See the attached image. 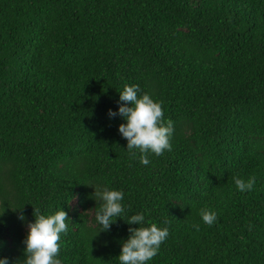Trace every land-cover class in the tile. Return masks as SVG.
Listing matches in <instances>:
<instances>
[{
    "label": "trees",
    "instance_id": "obj_1",
    "mask_svg": "<svg viewBox=\"0 0 264 264\" xmlns=\"http://www.w3.org/2000/svg\"><path fill=\"white\" fill-rule=\"evenodd\" d=\"M125 85L174 125L171 151L149 152L147 166L107 115ZM234 176L255 177L253 190ZM104 188L124 193V212L99 232ZM33 209L67 212L61 264H120L128 228L150 223L169 236L145 264H264V0H0L9 264H24ZM137 214L144 222L127 224Z\"/></svg>",
    "mask_w": 264,
    "mask_h": 264
},
{
    "label": "clouds",
    "instance_id": "obj_2",
    "mask_svg": "<svg viewBox=\"0 0 264 264\" xmlns=\"http://www.w3.org/2000/svg\"><path fill=\"white\" fill-rule=\"evenodd\" d=\"M139 87L125 85L119 93L117 111L108 110L109 118L121 117L125 123L118 126V132L127 141V150L135 156L134 149H139L140 162L147 166L150 163L148 153L160 156L165 150L171 151L170 139L174 132L171 120L165 124L163 121L162 102H154L149 94L138 98ZM233 180L240 192L252 191L255 185V177L247 181L234 176ZM93 195L101 200L96 220L101 226L99 232L110 231L111 226L124 212L122 200L124 193L117 190H94ZM0 211V215H3ZM202 221L206 225H213L216 213L202 209L200 212ZM34 222L27 224V234L23 240L25 245L24 264H61L57 259L60 250L59 240L62 233L68 230V214L57 210L55 214L45 216L39 213V209H33ZM18 219L23 221V214ZM144 222L143 214L132 215L127 224L140 225ZM2 223V221H0ZM199 231V225L192 226ZM128 239L121 244L120 255L117 257L120 264H145L158 253L160 245L168 238V228H158L155 223L150 227L128 228ZM0 264H9V260L0 258Z\"/></svg>",
    "mask_w": 264,
    "mask_h": 264
}]
</instances>
